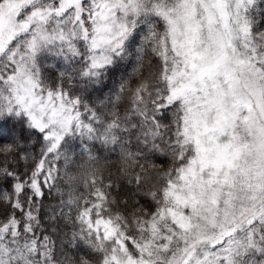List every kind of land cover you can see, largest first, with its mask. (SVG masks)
<instances>
[{"label":"snow or ice","instance_id":"snow-or-ice-1","mask_svg":"<svg viewBox=\"0 0 264 264\" xmlns=\"http://www.w3.org/2000/svg\"><path fill=\"white\" fill-rule=\"evenodd\" d=\"M258 3L0 0V264H264Z\"/></svg>","mask_w":264,"mask_h":264},{"label":"trees","instance_id":"trees-1","mask_svg":"<svg viewBox=\"0 0 264 264\" xmlns=\"http://www.w3.org/2000/svg\"><path fill=\"white\" fill-rule=\"evenodd\" d=\"M257 12V23L258 26L261 27L264 30V0H261V3L257 4L256 8ZM57 64L60 63V61H56ZM70 144L72 145L73 148L79 150L78 145L79 141L76 139L70 140ZM103 155V153H101ZM159 159V158H158ZM110 161L104 170V177H105V182H107L108 178L111 177L112 180L117 181L121 185V187L117 189L112 190V196L117 200V201H123L124 199H129V193L132 192V187L128 186L126 184V181L124 179L119 178V169L121 167L120 162L115 156L110 157ZM147 187V186H146ZM141 202H144V197H138ZM132 201L129 199V203ZM121 209H123V204L121 203L119 205Z\"/></svg>","mask_w":264,"mask_h":264},{"label":"rangeland","instance_id":"rangeland-1","mask_svg":"<svg viewBox=\"0 0 264 264\" xmlns=\"http://www.w3.org/2000/svg\"><path fill=\"white\" fill-rule=\"evenodd\" d=\"M259 27V26H258ZM261 28V27H260ZM261 30H263L262 28H261Z\"/></svg>","mask_w":264,"mask_h":264}]
</instances>
